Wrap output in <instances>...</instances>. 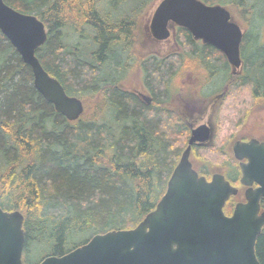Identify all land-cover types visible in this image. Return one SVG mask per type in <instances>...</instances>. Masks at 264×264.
I'll return each mask as SVG.
<instances>
[{
	"label": "trees",
	"instance_id": "trees-1",
	"mask_svg": "<svg viewBox=\"0 0 264 264\" xmlns=\"http://www.w3.org/2000/svg\"><path fill=\"white\" fill-rule=\"evenodd\" d=\"M4 1L44 23L46 40L35 54L65 92L84 105L73 121L57 113L35 89L30 67L0 32V206L23 214V253L44 251L35 262L23 259L24 264L62 255L94 234L132 228L155 207L186 146L188 131L166 105L169 79L186 64L198 60L210 75L221 70L230 78L217 123L221 127L224 120L232 136L242 95L264 92V14L253 18V0H202L228 7L244 23L242 67L236 74L229 73L217 49L196 45L183 27L175 28L180 51L164 58L138 52L139 3L116 15V7L126 0ZM67 33L77 34L87 46L69 43ZM135 65L154 96L150 104L120 84ZM228 108L231 118L224 115ZM220 144L216 140L206 152L208 160H230L234 167L227 147ZM232 167L224 174L237 182L239 171ZM231 208L229 203L226 209ZM255 253L264 264V226Z\"/></svg>",
	"mask_w": 264,
	"mask_h": 264
},
{
	"label": "water",
	"instance_id": "water-1",
	"mask_svg": "<svg viewBox=\"0 0 264 264\" xmlns=\"http://www.w3.org/2000/svg\"><path fill=\"white\" fill-rule=\"evenodd\" d=\"M176 26L222 52L233 74L240 68L243 30L225 6L202 0H160L148 24L152 36L166 39L175 34ZM0 31L30 67L33 85L44 99L67 120L78 119L84 110L82 100L67 94L35 54L46 40L44 23L0 0ZM210 138L205 125L191 130L165 192L136 226L94 234L70 251L47 255L37 264H260L255 243L264 225V211L259 213V200L264 198V141L237 140L232 145L233 156L240 161V183L247 189L246 202L237 203L227 216L223 205L237 188L219 173L210 180L199 176L189 160L191 145ZM22 224L19 210L0 206V264H24Z\"/></svg>",
	"mask_w": 264,
	"mask_h": 264
},
{
	"label": "flooded vegetation",
	"instance_id": "flooded-vegetation-1",
	"mask_svg": "<svg viewBox=\"0 0 264 264\" xmlns=\"http://www.w3.org/2000/svg\"><path fill=\"white\" fill-rule=\"evenodd\" d=\"M141 40L142 44L151 42L152 44H155L156 48H159V50H150L149 52H147L152 56L164 58L171 53L180 51V47L175 41V37L172 36L171 39L167 38L163 40L154 38L149 30L148 23L143 27ZM170 42L172 43L171 45H169ZM195 44L199 46L200 44L203 45L204 43H202L201 40H195ZM221 63L222 62H220V64ZM186 65V69L182 70L179 76L169 79L167 91L170 93L168 94L170 95V97L169 102L166 103V105L168 106L167 109L171 110L174 114H177V116L181 119L180 121L184 123L188 131L185 139L186 145L192 129L201 125H205L209 130L211 138L195 141L191 145L189 154L191 166L199 176H204L207 180H210L212 175H214L215 173H219L222 174L225 179H227L224 173L227 169H230V167H232V161L230 162L229 160V162H226V164H224V159L211 161L208 160V155L206 154V152L215 145L216 140L217 142L221 143V147H227L229 157L230 159L232 157L235 163V166L232 168L235 169L234 172L236 174L239 171L237 182H231L229 179H227L233 186L237 188V192L233 195H230L223 205V212L227 216H230L237 203L246 202L244 193L247 189L246 186L240 183V161L234 158L232 145L237 140L248 141L250 139H255L260 142L264 141V92H258L254 94V96L249 97L244 101L241 115H239L240 118H238V125H236V129H234V135L232 136V131L228 127L221 135L220 126H218L217 123V118L220 107L225 98V93H227L229 90L228 80L230 78L225 76L223 72H221V70L214 71V74L210 75L205 67H201L198 60H193L192 65ZM228 67L229 73H231V67L229 64ZM130 68L121 81V86L135 93L144 103H152L154 96L150 90V86L147 84V81H145L141 70L139 71L141 83L138 87H126L123 84V81L128 77ZM189 68H191V73H189ZM240 71L241 70H239V72ZM199 73L201 75H199ZM218 75L222 77V81L214 84L213 80L215 78L216 81L220 80V76ZM243 161L246 160L244 159ZM166 185L163 193L166 190ZM256 185V183H253L252 186L255 187ZM163 193L161 194V196L163 195ZM229 203L232 204V208L227 211L226 207ZM262 211H264V198H260L259 200V213H261Z\"/></svg>",
	"mask_w": 264,
	"mask_h": 264
},
{
	"label": "rangeland",
	"instance_id": "rangeland-1",
	"mask_svg": "<svg viewBox=\"0 0 264 264\" xmlns=\"http://www.w3.org/2000/svg\"><path fill=\"white\" fill-rule=\"evenodd\" d=\"M160 0H126V2L120 6V7H116V15H120L122 14L124 11L126 10H132L136 4L139 3V7L140 9H138L139 11V15L137 18V34H138V42L136 45L137 51L142 53V54H146L147 52H149L150 50H159V48H156L155 44H152L151 42H146L142 44V30L144 25H146L147 23H149V20L151 18V15L156 7V5L158 4ZM264 0H253V7H252V16L255 19H259L263 14H264V8L262 7V2ZM233 15V13H232ZM235 20L238 21V23L241 25L242 29H245L243 26V21L241 22V19L238 15H233ZM249 16V15H248ZM263 27H262V33L261 36H264V22H263ZM250 27H252V25H250L249 27H247V29H249ZM67 41L69 43H76V42H80L81 44L87 46V42L86 40L81 41V39L78 37L77 34L75 33H67L66 35ZM171 39V37L169 38ZM261 40V39H260ZM172 43L170 42L169 45H171ZM139 69L138 67L135 65L133 67L130 68L128 77L123 81V84L128 87V86H132V87H138L141 83L140 81V76H139ZM220 76V75H218ZM220 81H222V77L220 76V80L216 81V78L213 80L214 84L219 83ZM243 98L242 100L245 101L248 97L247 95H242ZM89 108V110L92 109V103L90 104V106H87ZM240 108V107H238ZM224 115L227 117L232 116V112L230 111V109H225L224 110ZM242 119V118H241ZM238 121L235 123L234 129H236V125H238ZM222 126L220 127V131L221 134H223L227 128V125L225 123V121H222ZM229 124V122H228ZM235 131V130H234ZM1 163V160H0ZM44 251H42L41 249H33L28 253H22V261L27 260L30 262H35L42 254Z\"/></svg>",
	"mask_w": 264,
	"mask_h": 264
},
{
	"label": "bare ground",
	"instance_id": "bare-ground-1",
	"mask_svg": "<svg viewBox=\"0 0 264 264\" xmlns=\"http://www.w3.org/2000/svg\"><path fill=\"white\" fill-rule=\"evenodd\" d=\"M5 2V1H4ZM6 3V2H5ZM10 6V5H9ZM46 30V29H45ZM1 32V31H0ZM41 46V45H40ZM36 89V88H35ZM37 90V89H36ZM38 91V90H37ZM39 92V91H38ZM40 93V92H39ZM41 95V94H40ZM42 96V95H41ZM43 97V96H42ZM43 99H44V97H43ZM45 100V99H44Z\"/></svg>",
	"mask_w": 264,
	"mask_h": 264
}]
</instances>
